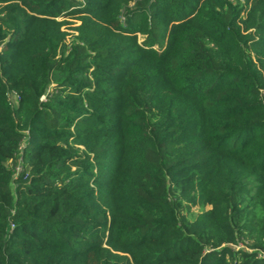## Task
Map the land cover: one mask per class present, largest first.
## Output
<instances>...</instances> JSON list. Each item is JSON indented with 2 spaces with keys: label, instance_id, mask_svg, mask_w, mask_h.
<instances>
[{
  "label": "trees",
  "instance_id": "obj_1",
  "mask_svg": "<svg viewBox=\"0 0 264 264\" xmlns=\"http://www.w3.org/2000/svg\"><path fill=\"white\" fill-rule=\"evenodd\" d=\"M0 264H264V0H0Z\"/></svg>",
  "mask_w": 264,
  "mask_h": 264
},
{
  "label": "rangeland",
  "instance_id": "obj_2",
  "mask_svg": "<svg viewBox=\"0 0 264 264\" xmlns=\"http://www.w3.org/2000/svg\"><path fill=\"white\" fill-rule=\"evenodd\" d=\"M71 22H73L71 25L73 26H76V25H79L81 23V21L79 19H73V18H69ZM69 25H65L63 28L66 29L67 31H69L71 34L68 35L67 37L71 36L73 33H76L77 31L76 30H73L71 28H68ZM69 29V30H68ZM143 38L141 37V40ZM53 89V87H52ZM209 208V207H208ZM203 209L199 206H195L191 209V211H188V217L193 219L195 215H197L198 213H200ZM240 246H243V247H246L247 245V241H244V242H240L239 243Z\"/></svg>",
  "mask_w": 264,
  "mask_h": 264
},
{
  "label": "built area",
  "instance_id": "obj_3",
  "mask_svg": "<svg viewBox=\"0 0 264 264\" xmlns=\"http://www.w3.org/2000/svg\"><path fill=\"white\" fill-rule=\"evenodd\" d=\"M135 1H131L130 5H134ZM122 19H124V17H122ZM74 34H77L74 33ZM68 41L71 39V36L67 37ZM43 98H45V96H43ZM24 148V142L20 144L19 146V149H20V152H19V158L17 159V164L15 166V171H16V174H20L24 169H25V161H24V158H23V155H22V149ZM11 162V161H10ZM15 224L13 222H11V228H14ZM241 246L240 245H237V248H240ZM248 249V248H247Z\"/></svg>",
  "mask_w": 264,
  "mask_h": 264
}]
</instances>
